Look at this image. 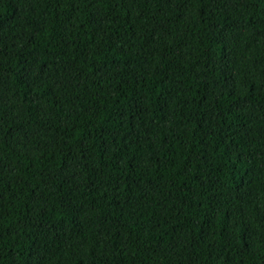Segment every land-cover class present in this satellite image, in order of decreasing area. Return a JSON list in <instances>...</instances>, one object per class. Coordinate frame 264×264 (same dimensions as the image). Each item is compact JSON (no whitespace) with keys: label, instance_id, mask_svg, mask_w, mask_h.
Instances as JSON below:
<instances>
[{"label":"trees","instance_id":"obj_1","mask_svg":"<svg viewBox=\"0 0 264 264\" xmlns=\"http://www.w3.org/2000/svg\"><path fill=\"white\" fill-rule=\"evenodd\" d=\"M0 264H264V0H0Z\"/></svg>","mask_w":264,"mask_h":264}]
</instances>
